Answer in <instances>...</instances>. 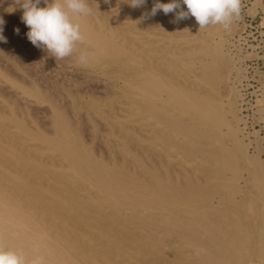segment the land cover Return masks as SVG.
Here are the masks:
<instances>
[{
	"label": "bare ground",
	"instance_id": "6f19581e",
	"mask_svg": "<svg viewBox=\"0 0 264 264\" xmlns=\"http://www.w3.org/2000/svg\"><path fill=\"white\" fill-rule=\"evenodd\" d=\"M2 1L22 25L23 0ZM124 1L87 0L72 72L42 57L40 85L0 57V244L44 264H264V167L222 92L224 27L158 28Z\"/></svg>",
	"mask_w": 264,
	"mask_h": 264
},
{
	"label": "rangeland",
	"instance_id": "374dc122",
	"mask_svg": "<svg viewBox=\"0 0 264 264\" xmlns=\"http://www.w3.org/2000/svg\"><path fill=\"white\" fill-rule=\"evenodd\" d=\"M130 1L131 0H125L124 2L129 5ZM169 1L170 0H160L161 3H169ZM154 3L155 0H147V3L142 7L146 10H151ZM4 4V1L0 2V5ZM15 6L18 7L17 4ZM180 10L187 11L186 5L181 4V9H177V11ZM160 13L161 14H159L157 20L154 19L156 20L154 22L156 23V26L158 25V28H160L162 25L163 26L161 28H165L164 26L168 25V27L170 26L171 29H175L174 27H176L175 30L182 31L184 34H186L191 32V24L194 21L196 22L195 17L190 16L185 20H181L184 23L183 26H179V23L181 24L182 22L178 21L177 23V21H175V15H171L172 17L170 16V14L165 15L162 10L160 11ZM162 18L163 20H161ZM5 22L7 23L8 21H4L3 35L7 37L6 39H8V41L5 44L4 42H2L3 45H1L0 42V47L3 48L0 49V52L2 54L0 56L2 59L1 63H3V59H7V61L4 62L10 64H8L10 66L9 68H17L20 71V74L22 72L28 80L30 79V81L35 82L40 81V85H42L41 78H43L40 76L46 72H42L39 70V65L41 62L40 59H42V57L43 59H45L46 57V61L52 63L56 68H60L59 70L61 71H74L73 67H71L67 63H63L61 59L56 60L52 58L50 53L43 52V55H41L42 52L34 45H32L31 42L27 39L26 33L29 31V28L24 23L22 24L23 26L17 24V26L14 25L13 28V25L10 26L8 25V23L7 26H5ZM5 27H7V29ZM10 27H12V29ZM16 28L19 29V34L15 32ZM203 30L207 31V27L203 28ZM15 36L19 38H16ZM220 37L223 39L225 52L227 53L229 58H231V65L229 67V79L225 81L226 86L225 88L223 87L224 91L222 90V92L225 95L226 87H231L232 84H234V87L232 86V88L235 89L233 91H236L233 94L236 95L235 102L237 106V115L241 119L239 123L241 127V133L243 132V134L245 135V141L247 143H249L248 141L252 142L251 144H248L249 154L259 158L263 162L264 167V0H241L240 17L234 18L228 29L223 28L221 36H215L216 39H220ZM4 46H8L9 48ZM4 48H7L8 50H4ZM36 49H38V54L36 52ZM8 51L10 52L8 53ZM26 51H28V54ZM18 52L21 53L19 54ZM15 54L17 56H15ZM22 55L24 60L22 59ZM32 58H34V60ZM30 59H32V63H37L38 65L35 64L36 66H33L34 64L31 63ZM53 60L57 61V63ZM51 61H53L54 63ZM34 67L38 68V71H36V68ZM36 73H38V75ZM227 83L230 85H228ZM43 88L46 89L45 87ZM41 115L44 114L42 113Z\"/></svg>",
	"mask_w": 264,
	"mask_h": 264
},
{
	"label": "clouds",
	"instance_id": "9594fccd",
	"mask_svg": "<svg viewBox=\"0 0 264 264\" xmlns=\"http://www.w3.org/2000/svg\"><path fill=\"white\" fill-rule=\"evenodd\" d=\"M42 2L44 7L39 6ZM146 3L147 0H131L129 5L140 8ZM181 4L186 5L187 11H177ZM20 6L24 10L21 20L29 28L27 39L36 48L50 53L52 58L59 60L72 56L77 45L84 43L81 26L74 20L91 14L87 0H23ZM161 10L165 15L175 13L177 22L191 16L195 17L200 28L219 24L228 29L233 19L240 17L241 0H170L169 3L155 0L149 15L155 16ZM3 24L0 18V42H7ZM15 31L19 34L18 28ZM78 62L86 64L88 57L81 54ZM39 252V247H34L29 257L22 251L6 249L0 244V264H44Z\"/></svg>",
	"mask_w": 264,
	"mask_h": 264
}]
</instances>
